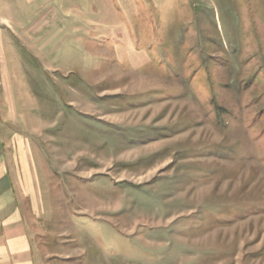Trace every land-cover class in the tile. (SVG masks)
<instances>
[{
    "label": "rangeland",
    "instance_id": "rangeland-1",
    "mask_svg": "<svg viewBox=\"0 0 264 264\" xmlns=\"http://www.w3.org/2000/svg\"><path fill=\"white\" fill-rule=\"evenodd\" d=\"M0 71L52 261L264 264V0H0Z\"/></svg>",
    "mask_w": 264,
    "mask_h": 264
},
{
    "label": "crops",
    "instance_id": "crops-1",
    "mask_svg": "<svg viewBox=\"0 0 264 264\" xmlns=\"http://www.w3.org/2000/svg\"><path fill=\"white\" fill-rule=\"evenodd\" d=\"M9 110L4 71H0V264H72L75 251L50 250L47 232L40 230L41 197L30 154L17 131L8 129ZM8 126V127H7Z\"/></svg>",
    "mask_w": 264,
    "mask_h": 264
}]
</instances>
